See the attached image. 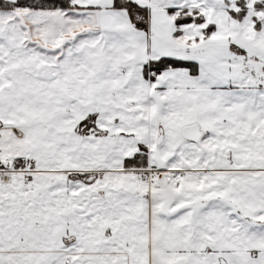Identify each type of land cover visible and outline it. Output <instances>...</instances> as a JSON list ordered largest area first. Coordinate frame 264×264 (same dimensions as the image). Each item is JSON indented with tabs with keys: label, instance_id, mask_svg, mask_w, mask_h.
Returning <instances> with one entry per match:
<instances>
[{
	"label": "snow or ice",
	"instance_id": "obj_1",
	"mask_svg": "<svg viewBox=\"0 0 264 264\" xmlns=\"http://www.w3.org/2000/svg\"><path fill=\"white\" fill-rule=\"evenodd\" d=\"M0 264H264V0H0Z\"/></svg>",
	"mask_w": 264,
	"mask_h": 264
}]
</instances>
